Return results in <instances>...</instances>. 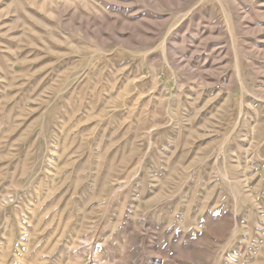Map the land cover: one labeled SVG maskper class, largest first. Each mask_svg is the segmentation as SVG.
I'll list each match as a JSON object with an SVG mask.
<instances>
[{
    "label": "rangeland",
    "instance_id": "1",
    "mask_svg": "<svg viewBox=\"0 0 264 264\" xmlns=\"http://www.w3.org/2000/svg\"><path fill=\"white\" fill-rule=\"evenodd\" d=\"M0 264H264V0H0Z\"/></svg>",
    "mask_w": 264,
    "mask_h": 264
}]
</instances>
